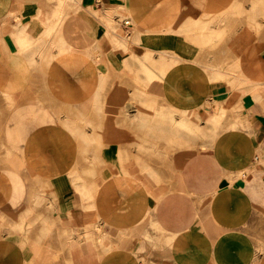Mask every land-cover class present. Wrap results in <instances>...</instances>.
Returning <instances> with one entry per match:
<instances>
[{
	"label": "crops",
	"instance_id": "obj_1",
	"mask_svg": "<svg viewBox=\"0 0 264 264\" xmlns=\"http://www.w3.org/2000/svg\"><path fill=\"white\" fill-rule=\"evenodd\" d=\"M0 264H264V0H0Z\"/></svg>",
	"mask_w": 264,
	"mask_h": 264
},
{
	"label": "rangeland",
	"instance_id": "obj_2",
	"mask_svg": "<svg viewBox=\"0 0 264 264\" xmlns=\"http://www.w3.org/2000/svg\"><path fill=\"white\" fill-rule=\"evenodd\" d=\"M203 105H201L199 108H201L199 111H201V112H203ZM197 108H198V106H197ZM214 108H215V111H214V114H216L217 115V119L215 120V123H216V126H213V138H215V137H217V133H218V130H219V126H218V122H219V108H218V105H215L214 106ZM224 115H225V112H224ZM196 117H197V120L199 119V115H198V112H197V115H196ZM217 128V129H216ZM217 130V131H216ZM200 131L201 130H199V128H198V126H197V130H196V133H197V135L200 133ZM213 144H216V142L214 143V142H212ZM218 144V143H217Z\"/></svg>",
	"mask_w": 264,
	"mask_h": 264
},
{
	"label": "bare ground",
	"instance_id": "obj_3",
	"mask_svg": "<svg viewBox=\"0 0 264 264\" xmlns=\"http://www.w3.org/2000/svg\"><path fill=\"white\" fill-rule=\"evenodd\" d=\"M127 13V12H126ZM179 32V31H178ZM50 37V36H49ZM111 41V40H110ZM45 42V41H44ZM54 46V45H53ZM125 54V53H124ZM99 60V59H98ZM100 61V60H99ZM98 61V62H99ZM97 62V63H98ZM151 64H153V63H151ZM159 65H161V64H159ZM97 66V65H96ZM133 68V67H132ZM159 71V70H158ZM216 79V78H215ZM143 82H144V80H143ZM101 86V85H100ZM136 100V99H135ZM182 112V111H181ZM169 113V112H168ZM182 122V121H181ZM174 126V125H173ZM184 126V125H183ZM186 126V125H185ZM51 130V129H50ZM167 130V129H166ZM211 131V130H210ZM217 131V130H216ZM184 133V132H183ZM179 134V133H178ZM56 135V134H55ZM204 135V134H203ZM208 148V147H207ZM152 179V178H151ZM101 241V240H100Z\"/></svg>",
	"mask_w": 264,
	"mask_h": 264
},
{
	"label": "built area",
	"instance_id": "obj_4",
	"mask_svg": "<svg viewBox=\"0 0 264 264\" xmlns=\"http://www.w3.org/2000/svg\"><path fill=\"white\" fill-rule=\"evenodd\" d=\"M124 25H125L126 27H128V26H130V22H129V21H125V22H124Z\"/></svg>",
	"mask_w": 264,
	"mask_h": 264
}]
</instances>
